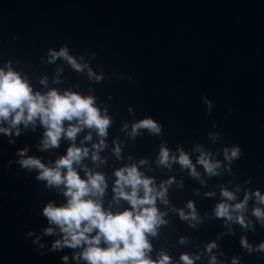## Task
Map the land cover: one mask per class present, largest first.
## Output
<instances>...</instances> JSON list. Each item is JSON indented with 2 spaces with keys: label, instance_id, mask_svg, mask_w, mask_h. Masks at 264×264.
Segmentation results:
<instances>
[{
  "label": "water",
  "instance_id": "95a60500",
  "mask_svg": "<svg viewBox=\"0 0 264 264\" xmlns=\"http://www.w3.org/2000/svg\"><path fill=\"white\" fill-rule=\"evenodd\" d=\"M65 46L87 65L83 72L62 58L49 63V49ZM9 60L27 75L34 91L57 88L92 95L102 113L107 109L112 123L107 146L100 151L102 163L91 159L92 145L100 140L95 131L91 141H84L87 128L75 140L90 149L83 164L105 175V209L130 207L126 201H113L118 168L147 159L141 171L154 177L158 186L175 178L168 190L169 205L157 201L167 212L168 224L160 227L157 237H149L153 259L163 249L178 261L182 252L195 254L216 241L213 252L222 264H231L233 256L241 257L240 264H264V253L249 255L240 245L242 236L253 245L264 241V227L256 225L255 232H245L233 224L235 234L229 235V226L213 215L222 187L235 191L240 185L238 200L245 189L264 192V0H0V67ZM88 67L104 79H89ZM44 77L46 86L40 83ZM204 97L212 102L211 114ZM146 117L162 125V134L151 136L141 130L132 139L128 135L132 123ZM125 125L127 130L122 131ZM43 132L39 123L35 131L21 126V135L13 136L12 144L0 134V264H62L64 255L69 256L68 264H77L70 248L48 250L57 236H43V249L32 243L48 227L43 207L49 201L65 203V198L46 189L35 172L28 173L15 162L8 164L25 147L29 155L54 161L73 143L62 137L59 148L41 152L37 145ZM215 132L220 137L213 141L209 133ZM117 143L119 158L113 151ZM162 143L176 156L183 148L194 164L199 153L193 148L202 145L222 162L221 174L209 177L196 164L201 174L196 179L179 163L158 166ZM236 145L242 155L229 172L223 148ZM77 168L84 176V170ZM249 178L251 183H246ZM208 192L215 195L207 196ZM189 200L202 218L196 228L171 210L187 211ZM253 206L250 201L246 216L254 221ZM30 230L34 235L27 237ZM181 237L186 239L183 245ZM208 259L205 254L196 264H208Z\"/></svg>",
  "mask_w": 264,
  "mask_h": 264
},
{
  "label": "clouds",
  "instance_id": "9594fccd",
  "mask_svg": "<svg viewBox=\"0 0 264 264\" xmlns=\"http://www.w3.org/2000/svg\"><path fill=\"white\" fill-rule=\"evenodd\" d=\"M49 63L57 59H64L77 72H83L87 65L77 61L69 53L68 48L61 47L59 51L49 49ZM83 57H81V60ZM89 79L100 82L104 79L103 74L97 75L91 67H88ZM42 85H47V77L41 79ZM208 113L211 114L212 102L204 97ZM129 111H132L130 108ZM67 122V126H66ZM37 123L44 129L37 149L41 152L59 148L62 137L73 143L68 147L65 155L54 161L45 162L41 157L29 155V148L25 147L16 151L18 159L9 160L11 166L14 162L28 173L35 172V179L43 182L48 190L55 189L61 194L66 202L57 204L49 201L42 209V216L46 218L48 227L32 241L40 249L45 248L42 241L43 236H57L53 241L50 252L62 251L65 248L73 250L72 259L79 264H196L197 261L207 254L208 264H222L218 260L213 249H217L216 241L208 243L206 247L191 254L182 252L178 261H174L167 251L161 250L157 258L153 259L151 253L153 244L149 237H157L161 226H166L167 212L161 211L157 206L159 200L164 205H169L168 190L175 178L162 181L159 186L155 178L145 175L140 166L148 163L147 159H141L139 165L136 163L125 165L115 171L116 180L113 186V201L117 204L123 200L130 207L123 211H113L111 207L105 209L103 197L107 189V180L102 172H93L86 164L85 158L89 156L90 149L87 146L77 145V135L85 128L89 133L84 141L92 140V131L100 137L98 143L92 145L91 159L95 162H103L100 151L105 148V138L112 123L107 109L103 113L97 106L96 98L92 95H82L79 92L65 90L61 92L57 88H51L47 92L34 91L26 74L22 75L12 67L9 60L4 67H0V134L9 137V143H15L13 136L21 135V126L27 130H36ZM215 126V122H214ZM127 125L122 131L127 130ZM146 130L151 136L162 134V125L157 120L146 117L135 121L131 125L128 135L135 139L141 132ZM213 141L218 140L220 133H209ZM119 158L121 147L119 143L113 149ZM193 152H198L196 164L203 167L209 176H217L221 173L219 169L223 166L218 159H213L211 151H205L202 145H196ZM241 148L236 145L223 148V158L228 162L227 171L231 172L233 161L240 159ZM158 166L171 168L173 163H179L181 168L189 170V174L201 179L196 164L193 163L189 153L183 148L179 149V156L170 153L165 145H160L159 155L156 161ZM80 166L85 172L80 175ZM201 182H203L201 180ZM251 183V178L246 181ZM236 190L222 187L220 195L221 202L214 207L213 215L224 221L229 226L226 234L234 235L235 230L231 227L237 224L245 232H255L256 225L264 227V192L259 188L255 190L245 189L243 199H237ZM214 196V192L206 193ZM235 203H232L234 202ZM254 206L251 209L252 219L247 218L249 202ZM184 208L171 210L178 213L182 221H186L190 227L196 228L202 221L198 214L196 205L189 200ZM95 233V234H93ZM34 231L26 233L32 237ZM186 242L184 237L179 243ZM241 247L249 255L257 252L264 253V241L253 245L246 236L240 238ZM79 249V251H77ZM44 253L41 252V255ZM219 255H224L219 252ZM69 256L62 257V264H68ZM241 257L233 256L231 264H240Z\"/></svg>",
  "mask_w": 264,
  "mask_h": 264
}]
</instances>
